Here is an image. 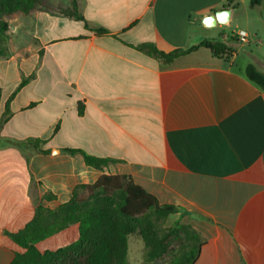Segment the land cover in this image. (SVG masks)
Wrapping results in <instances>:
<instances>
[{"label": "crops", "instance_id": "crops-1", "mask_svg": "<svg viewBox=\"0 0 264 264\" xmlns=\"http://www.w3.org/2000/svg\"><path fill=\"white\" fill-rule=\"evenodd\" d=\"M249 1L75 0L81 21L45 10L29 19L27 47L0 57V121L9 111L0 125V264L22 252L7 234L38 205L55 209L102 175L130 176L178 208L167 220L198 237L194 264H264V92L244 76L249 58L264 74V13ZM222 9L228 25H202ZM239 30L245 44L231 39ZM204 40L223 42L227 54L199 48L164 65L138 49L169 53ZM35 139L47 154L30 148ZM66 149L115 162L98 170ZM52 239L74 242L77 225L37 250H56H40Z\"/></svg>", "mask_w": 264, "mask_h": 264}, {"label": "trees", "instance_id": "trees-1", "mask_svg": "<svg viewBox=\"0 0 264 264\" xmlns=\"http://www.w3.org/2000/svg\"><path fill=\"white\" fill-rule=\"evenodd\" d=\"M262 1L250 0L249 7H260ZM36 3L37 0H0V57L8 55V27L5 17L16 13L28 15ZM67 16L83 20L77 13L75 0H71V13ZM97 32L102 33L105 30ZM221 40L224 38L221 37ZM199 48L209 51L216 58L228 52L223 42L211 40H204L186 50H174L169 53L158 51L148 44L138 47L140 51L164 65ZM244 76L264 92V74L254 65L248 64L244 68ZM32 77L31 75L23 78L10 98ZM8 114L7 104L0 125L6 121ZM42 144L43 141L39 139L29 142L33 151L47 154V150L41 149ZM65 152L70 155L79 154L87 166L98 170L115 162L91 156L79 149H66ZM50 199L52 198H45ZM177 212L178 208L174 206L159 205L157 200L136 185L130 176L102 175L93 184L76 186L70 200L55 209L38 205L33 218L22 230L7 234L22 250L21 253L14 254L10 264H128V238L134 235L139 236L144 244L143 264H155L168 252L166 237L180 231L187 233L185 245L169 258L166 264H194L199 254L200 242L190 227L176 223L175 227L168 229L166 236L162 237L160 224ZM72 225H77V239L74 242L56 250H37V243Z\"/></svg>", "mask_w": 264, "mask_h": 264}, {"label": "rangeland", "instance_id": "rangeland-1", "mask_svg": "<svg viewBox=\"0 0 264 264\" xmlns=\"http://www.w3.org/2000/svg\"><path fill=\"white\" fill-rule=\"evenodd\" d=\"M41 10H45L49 13H60V14L68 15L69 13H71V0H37V3L35 4V6L32 8V10L30 11L28 15L16 13L12 16L5 17V21L8 27L7 29L8 40H7L6 48L9 50V52H13V50L19 49V48L23 49L25 46L27 47L28 38L26 36L29 33L28 32L29 27H30L29 19L32 18V16L36 12L41 11ZM235 38L236 37L234 35L231 37V39H235ZM261 53L262 54L264 53V49L261 51ZM249 59H250V62L254 63L255 65H258V61H256V59H252V58H249ZM259 66H262V65L259 64ZM176 223H179V221L174 222L171 219L167 220L166 218L165 221L160 224V229L163 230L162 237L166 236V234L168 233V229L175 227ZM159 234L160 232H158V235ZM186 234L187 233H185V231H180L178 233H173L170 236H167L166 242L168 244V252L164 257H162L161 260L157 261L155 264L168 263V259L173 257V255L176 252H179L181 247L185 245L184 240H185ZM129 239H130L129 241L130 251L128 255V264H143V259L140 254L141 253L140 237L137 235H134V236H130ZM54 241L55 240L52 239L50 240V242L40 245V250L58 248L60 246H63L66 243V241H58L56 243H54ZM133 242H135L137 246L132 245Z\"/></svg>", "mask_w": 264, "mask_h": 264}, {"label": "water", "instance_id": "water-1", "mask_svg": "<svg viewBox=\"0 0 264 264\" xmlns=\"http://www.w3.org/2000/svg\"><path fill=\"white\" fill-rule=\"evenodd\" d=\"M263 13H264V0L262 1ZM229 9H222L214 12L211 15L204 17L201 21L202 25L207 28L213 27L216 24L228 25L229 24Z\"/></svg>", "mask_w": 264, "mask_h": 264}, {"label": "built area", "instance_id": "built-area-1", "mask_svg": "<svg viewBox=\"0 0 264 264\" xmlns=\"http://www.w3.org/2000/svg\"><path fill=\"white\" fill-rule=\"evenodd\" d=\"M235 36L240 43L245 44L247 42V34L245 31L239 30L236 32Z\"/></svg>", "mask_w": 264, "mask_h": 264}]
</instances>
